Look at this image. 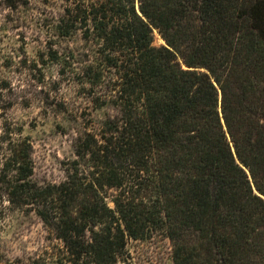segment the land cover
<instances>
[{
    "label": "trees",
    "instance_id": "16d2710c",
    "mask_svg": "<svg viewBox=\"0 0 264 264\" xmlns=\"http://www.w3.org/2000/svg\"><path fill=\"white\" fill-rule=\"evenodd\" d=\"M61 1L52 27L87 48L57 59L103 114L58 182H34L31 143L10 141L6 200L61 264H121L157 230L173 264H264V0Z\"/></svg>",
    "mask_w": 264,
    "mask_h": 264
},
{
    "label": "rangeland",
    "instance_id": "374dc122",
    "mask_svg": "<svg viewBox=\"0 0 264 264\" xmlns=\"http://www.w3.org/2000/svg\"><path fill=\"white\" fill-rule=\"evenodd\" d=\"M61 0H0V177L9 142L26 138L32 146L38 183L64 178L62 161L73 158V138L94 110L74 80L72 68L57 55L86 50L78 34L59 36L52 19ZM163 43L154 30V44ZM61 242L52 238L29 206L6 200L0 184V264H61ZM121 264H173L169 238L161 230L127 241Z\"/></svg>",
    "mask_w": 264,
    "mask_h": 264
},
{
    "label": "water",
    "instance_id": "95a60500",
    "mask_svg": "<svg viewBox=\"0 0 264 264\" xmlns=\"http://www.w3.org/2000/svg\"><path fill=\"white\" fill-rule=\"evenodd\" d=\"M163 41V40H162ZM163 44H165V42L163 41Z\"/></svg>",
    "mask_w": 264,
    "mask_h": 264
}]
</instances>
